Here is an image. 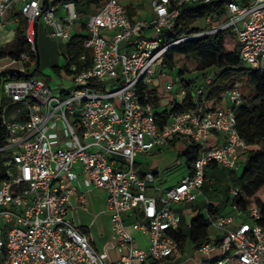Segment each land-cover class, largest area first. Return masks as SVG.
I'll return each instance as SVG.
<instances>
[{
	"label": "built area",
	"instance_id": "built-area-1",
	"mask_svg": "<svg viewBox=\"0 0 264 264\" xmlns=\"http://www.w3.org/2000/svg\"><path fill=\"white\" fill-rule=\"evenodd\" d=\"M93 2L96 9L80 15L74 0H0V31L23 34L19 50L4 52L0 44V264H158L177 257L175 206L200 198L208 166L237 171L247 151L234 112L243 104V81L209 100L213 75L196 72L193 107L174 113L186 90L161 57L182 42L230 33L242 65L264 73V0ZM140 2L149 3V15L130 10ZM211 3L221 5V15L206 14L205 29L169 41L183 5ZM40 26L64 44L58 80L29 76ZM75 37L85 51L79 70L67 48ZM212 133L220 140L207 146ZM181 140L195 144L198 157L176 184L157 189V172L136 171L140 159ZM96 189L106 194L115 260L70 217L87 210L86 194ZM260 217L254 206H232L231 214L209 219L215 234L196 248L202 262L195 264H264Z\"/></svg>",
	"mask_w": 264,
	"mask_h": 264
},
{
	"label": "trees",
	"instance_id": "trees-1",
	"mask_svg": "<svg viewBox=\"0 0 264 264\" xmlns=\"http://www.w3.org/2000/svg\"><path fill=\"white\" fill-rule=\"evenodd\" d=\"M78 13L83 14L91 6L96 9L93 0H74ZM222 14L219 3L183 5L172 29L168 32L169 41H175L184 34L194 33L198 30L193 26L197 20L202 19L206 14ZM21 32L17 33V39L21 42ZM83 39L75 37L68 45L70 62L78 65L79 56L85 53L82 46ZM239 50L235 38L230 33L212 34L202 38L188 40L168 49L161 57V62L170 70L176 72L179 81L186 90V97L181 104L175 106L172 112H184L193 107L190 95V79L186 75L196 72H204L214 69L216 73L207 99H217L222 93L229 89L235 82L243 81V86L247 85L248 93L243 94V104L234 109L237 128L240 137L247 144V151L244 160L241 162L237 174L230 178V186L239 190L236 196L229 194V189L225 191V200H229V205L236 206L241 211H245L247 206H254L260 210L261 217L257 221L258 225L264 227V73L245 68L238 56ZM87 66L90 64L89 55L86 53ZM58 73V68H53ZM37 72V71H36ZM35 72V73H36ZM152 92H150L151 95ZM162 122L167 119V112L161 110ZM172 145V144H171ZM187 166V172L191 171V165L198 157V147L195 144L187 145L180 154ZM216 165L208 166L207 172L212 169L214 175L219 168ZM234 172V171H231ZM210 185H215V180ZM209 191V185L204 183L202 192ZM216 188L212 192L215 193ZM229 195L232 199H229ZM207 217L203 215L195 216L189 223L188 240L195 248L209 241V219H214L217 214L215 206L207 202ZM175 239L180 242L179 248L183 247L187 238L180 231Z\"/></svg>",
	"mask_w": 264,
	"mask_h": 264
},
{
	"label": "rangeland",
	"instance_id": "rangeland-1",
	"mask_svg": "<svg viewBox=\"0 0 264 264\" xmlns=\"http://www.w3.org/2000/svg\"><path fill=\"white\" fill-rule=\"evenodd\" d=\"M137 10L143 13H151L148 2H140L136 4ZM132 7H130L131 9ZM80 30V26H77ZM198 31L205 29V21L199 19L193 26ZM50 28L44 31L43 27H38L37 34V49L39 54V67L37 72L33 75L36 78H43L50 80H58V73L54 71V67H62L65 65V59L62 56L64 52V44L59 40L48 37ZM9 36L6 34H0V43L5 42V47L3 51L6 52L13 43L9 41ZM0 61V63H4ZM213 72V71H212ZM174 77H176V72H171ZM186 79H190L191 75H186ZM2 88V82L0 81V90ZM247 85H244L243 94L248 93ZM209 146V142H207ZM187 145L182 140L173 146H168L160 150L154 151L152 154L144 157L145 159L140 161L141 169H149L158 173V180L155 184L157 189H166L183 178L187 174V166L183 157L180 154L186 149ZM244 157H242L241 162H243ZM218 169V168H217ZM237 171L231 172L224 169H219L217 174L212 173V169L207 172L206 184L209 185V191L205 194L202 192L200 199L206 207V203L209 202L215 206L217 214H222L226 212V208L229 204V200H225V191L229 189V194L231 190L235 188L230 186V178L236 175ZM215 180V185H210L212 181ZM213 188H216L215 193L212 192ZM147 193L152 195H159L156 190H147ZM105 191L96 189L86 194V200L88 202L87 211L79 210L73 216V222L76 226L80 227L81 231H87L93 240V244L98 251H102L109 247L108 240L110 238V222L109 215L105 212ZM229 199L232 197L229 195ZM197 203V201L185 204L182 210L191 208ZM202 215L206 218V209H203ZM182 214V213H181ZM190 217L182 215L180 223V231L187 238L186 242L183 244L182 248H179L177 257H173L170 260L159 262L158 264H195V262H202V257H200L196 252V248L188 240L189 235V223ZM245 221H249L248 217H244ZM209 234H215V231L211 228L209 229ZM117 248L111 249L109 255L111 259L115 260L118 257Z\"/></svg>",
	"mask_w": 264,
	"mask_h": 264
},
{
	"label": "crops",
	"instance_id": "crops-1",
	"mask_svg": "<svg viewBox=\"0 0 264 264\" xmlns=\"http://www.w3.org/2000/svg\"><path fill=\"white\" fill-rule=\"evenodd\" d=\"M135 8H137V6H136V4L130 9V10H133V9H135ZM16 12H17V8H14L13 10H12V12H10L9 14H7L6 16H5V19H7L11 14H16ZM22 24V23H21ZM19 32H21L22 33V30L20 29V30H18V32H12V31H5V30H1L0 31V34H3V35H7V36H9V41L11 42V43H13L12 44V46H10L9 47V49L6 51V52H8V53H12V52H14V51H16V50H19L22 46H21V42L17 39V33H19ZM21 36H22V42H23V34H21ZM36 41H37V38H36ZM2 46H3V48L5 47V42H3V43H0ZM22 45H23V43H22ZM36 45H37V43H36ZM213 71V72H212ZM207 72H209L210 74H212L213 76H214V74L216 73V71L214 70V69H209V70H207ZM173 76V75H172ZM191 79V78H190ZM162 84V83H161ZM159 93H162V87H160L159 88ZM172 98H171V96L170 95H168V96H166V98L163 100V102H164V106H166L168 103H169V101L171 100ZM212 107H216L215 105H213ZM219 137L215 134V133H212L210 136H209V138H208V142H209V145H212V144H216L217 142H219ZM180 141H177V142H175V143H173L172 145H170V146H173L174 144H176V143H179ZM154 151H157V150H154ZM154 151H152L150 154H152ZM149 154V155H150ZM142 159H140L138 162H137V164H136V171L139 173V174H144V173H146V172H149V171H152V170H149V169H141L140 168V161H141ZM156 177H157V179H158V174L156 175ZM183 206L184 205H177V206H175V210H176V212H178L179 213V210H181V208H183ZM206 206H207V203H206ZM203 209H206V207H205V205H204V203L202 202V200L199 198L198 200H197V203L194 205V206H192L190 209L189 208H187L185 211L184 210H182V214L181 213H179L180 214V216H181V218H182V215H185V216H189L191 219H190V221L195 217V216H197V215H202V210ZM79 210H84V209H79ZM79 210H77L76 211V213L79 211ZM84 211H87V210H84ZM232 213V209H231V207H230V205L228 204V206H227V208H226V212L225 213H222V214H231ZM222 214H220V215H222ZM110 224V223H109ZM80 228V227H79ZM84 233L90 238V241H91V243L93 244V240L91 239V236L88 234V232L87 231H84ZM108 244H109V247H107V248H105L104 250H102V251H110L111 249H114L115 247H114V242H113V239H112V233H111V229H110V238H109V240H108ZM93 246H94V244H93ZM95 247V246H94Z\"/></svg>",
	"mask_w": 264,
	"mask_h": 264
},
{
	"label": "water",
	"instance_id": "water-1",
	"mask_svg": "<svg viewBox=\"0 0 264 264\" xmlns=\"http://www.w3.org/2000/svg\"><path fill=\"white\" fill-rule=\"evenodd\" d=\"M38 67H39V54L37 53L35 67H34L32 73L29 74V76L34 75L35 72L38 70ZM0 75H2V73Z\"/></svg>",
	"mask_w": 264,
	"mask_h": 264
}]
</instances>
